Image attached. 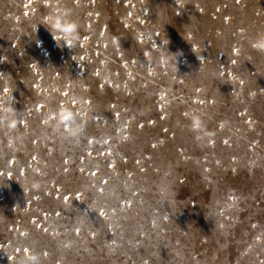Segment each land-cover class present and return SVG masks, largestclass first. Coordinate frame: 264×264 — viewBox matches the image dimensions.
Listing matches in <instances>:
<instances>
[{"label": "rangeland", "instance_id": "obj_1", "mask_svg": "<svg viewBox=\"0 0 264 264\" xmlns=\"http://www.w3.org/2000/svg\"><path fill=\"white\" fill-rule=\"evenodd\" d=\"M260 34L264 0H0V264H264Z\"/></svg>", "mask_w": 264, "mask_h": 264}, {"label": "clouds", "instance_id": "obj_2", "mask_svg": "<svg viewBox=\"0 0 264 264\" xmlns=\"http://www.w3.org/2000/svg\"><path fill=\"white\" fill-rule=\"evenodd\" d=\"M70 15L71 12L68 9L54 8L44 20L43 25L58 45L63 41V46L73 49L80 37L79 26L75 20L70 19ZM252 47L264 52V34H260L256 38ZM54 118L56 121L54 127L59 130L62 126L67 135L71 137L81 134L85 127V118L81 117L77 122V116L68 108H60L54 114ZM190 119V129L197 134V139L201 138L202 135H211L210 132H205L206 125L199 114L193 113ZM48 122V119L44 121L45 124ZM16 123V110L10 106H0V124L11 130L15 129ZM17 252H19V248ZM17 264H40L39 254L25 248L24 255L17 260Z\"/></svg>", "mask_w": 264, "mask_h": 264}, {"label": "snow or ice", "instance_id": "obj_3", "mask_svg": "<svg viewBox=\"0 0 264 264\" xmlns=\"http://www.w3.org/2000/svg\"><path fill=\"white\" fill-rule=\"evenodd\" d=\"M5 91H6V89H5Z\"/></svg>", "mask_w": 264, "mask_h": 264}]
</instances>
